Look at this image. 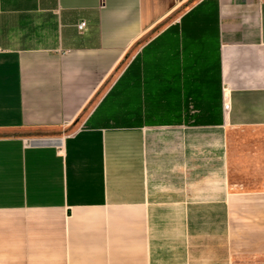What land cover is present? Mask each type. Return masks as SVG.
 Listing matches in <instances>:
<instances>
[{"label":"crops","instance_id":"1","mask_svg":"<svg viewBox=\"0 0 264 264\" xmlns=\"http://www.w3.org/2000/svg\"><path fill=\"white\" fill-rule=\"evenodd\" d=\"M241 129L264 0H0V264H264Z\"/></svg>","mask_w":264,"mask_h":264},{"label":"rangeland","instance_id":"2","mask_svg":"<svg viewBox=\"0 0 264 264\" xmlns=\"http://www.w3.org/2000/svg\"><path fill=\"white\" fill-rule=\"evenodd\" d=\"M237 140L240 146L235 148V154L237 153V156H240V158H246L242 160V163L239 164V166L243 165L244 168H247L249 171L248 166L251 165V159L248 160L247 158L250 155H253L255 162L257 161L256 164L259 163L257 177L264 180V130L241 129L238 133ZM252 178L253 177L251 175L244 174V179H249L250 181Z\"/></svg>","mask_w":264,"mask_h":264},{"label":"built area","instance_id":"3","mask_svg":"<svg viewBox=\"0 0 264 264\" xmlns=\"http://www.w3.org/2000/svg\"><path fill=\"white\" fill-rule=\"evenodd\" d=\"M86 28V22H81L78 24V29L79 30H84ZM229 109V104L228 103H224V110H228Z\"/></svg>","mask_w":264,"mask_h":264}]
</instances>
